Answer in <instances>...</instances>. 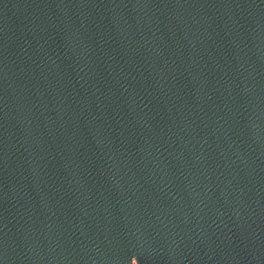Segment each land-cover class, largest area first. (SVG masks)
Wrapping results in <instances>:
<instances>
[{"label":"water","instance_id":"1","mask_svg":"<svg viewBox=\"0 0 264 264\" xmlns=\"http://www.w3.org/2000/svg\"><path fill=\"white\" fill-rule=\"evenodd\" d=\"M203 0H0V163Z\"/></svg>","mask_w":264,"mask_h":264}]
</instances>
